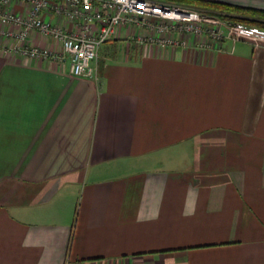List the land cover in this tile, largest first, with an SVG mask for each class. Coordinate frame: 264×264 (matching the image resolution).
I'll return each mask as SVG.
<instances>
[{
    "label": "crops",
    "instance_id": "0c3cea01",
    "mask_svg": "<svg viewBox=\"0 0 264 264\" xmlns=\"http://www.w3.org/2000/svg\"><path fill=\"white\" fill-rule=\"evenodd\" d=\"M129 33L91 78L0 53V264H264V42Z\"/></svg>",
    "mask_w": 264,
    "mask_h": 264
},
{
    "label": "built area",
    "instance_id": "2783aa9c",
    "mask_svg": "<svg viewBox=\"0 0 264 264\" xmlns=\"http://www.w3.org/2000/svg\"><path fill=\"white\" fill-rule=\"evenodd\" d=\"M13 4L25 12H14ZM121 29L158 47L193 43L209 49L228 32L264 42L257 27L230 25L210 12L166 0H0V53L66 63L73 76L91 78L99 48Z\"/></svg>",
    "mask_w": 264,
    "mask_h": 264
},
{
    "label": "trees",
    "instance_id": "16d2710c",
    "mask_svg": "<svg viewBox=\"0 0 264 264\" xmlns=\"http://www.w3.org/2000/svg\"><path fill=\"white\" fill-rule=\"evenodd\" d=\"M179 2L192 3L188 0H178ZM199 5L210 8L212 12L216 13L223 19L229 21H240L245 24H254L264 30V12L251 8H240L238 6L229 5L225 3H203L199 2ZM208 6V7H207ZM202 7V8H203Z\"/></svg>",
    "mask_w": 264,
    "mask_h": 264
},
{
    "label": "rangeland",
    "instance_id": "374dc122",
    "mask_svg": "<svg viewBox=\"0 0 264 264\" xmlns=\"http://www.w3.org/2000/svg\"><path fill=\"white\" fill-rule=\"evenodd\" d=\"M200 10H203V9H200ZM203 11H207V12H210L212 15H215V16H217L218 18H221L220 16H218L216 13H214V12H212V11H208V9H204ZM221 19H223V18H221ZM223 20H225L226 22H228V23H230V25H231V23H241L242 25H244V26H253V27H257L258 29H260V30H263V29H261L260 27H258V26H256V25H254V24H245V23H242V22H240V21H229V20H226V19H223ZM264 31V30H263ZM228 32V31H227ZM228 34V36L227 37H229V35H231L232 33H227Z\"/></svg>",
    "mask_w": 264,
    "mask_h": 264
}]
</instances>
